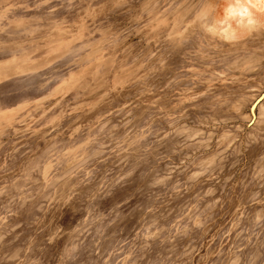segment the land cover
I'll list each match as a JSON object with an SVG mask.
<instances>
[{"label": "rangeland", "instance_id": "374dc122", "mask_svg": "<svg viewBox=\"0 0 264 264\" xmlns=\"http://www.w3.org/2000/svg\"><path fill=\"white\" fill-rule=\"evenodd\" d=\"M220 1L0 0V264H264V0Z\"/></svg>", "mask_w": 264, "mask_h": 264}, {"label": "bare ground", "instance_id": "6f19581e", "mask_svg": "<svg viewBox=\"0 0 264 264\" xmlns=\"http://www.w3.org/2000/svg\"><path fill=\"white\" fill-rule=\"evenodd\" d=\"M256 1H258V0H256ZM223 2L224 1H222V0L219 2L218 7L215 8V10L211 16L212 22L210 24H207V26H208L207 29L210 32H212L214 34H218V35L223 36L225 38H230V37L232 38L234 35H230L228 33V31H229L228 28H230V25H229L230 17H235L236 21L242 26L243 30H245V28H249V27H252L253 25H255L256 20L254 17L251 16V11H248V9L245 5L240 4L239 2H237V3L228 2L226 4ZM235 2H236V0H235ZM221 9H222V11H221ZM258 96L255 99H257ZM256 103L254 106H256ZM253 114H254V111H253Z\"/></svg>", "mask_w": 264, "mask_h": 264}]
</instances>
